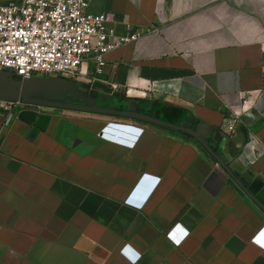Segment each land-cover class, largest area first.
I'll use <instances>...</instances> for the list:
<instances>
[{
  "label": "crops",
  "instance_id": "0c3cea01",
  "mask_svg": "<svg viewBox=\"0 0 264 264\" xmlns=\"http://www.w3.org/2000/svg\"><path fill=\"white\" fill-rule=\"evenodd\" d=\"M88 10L156 31L110 51L99 75L4 70L21 86L7 126L0 107V264H264V0ZM84 89L189 132L89 111ZM108 123L137 140L101 137Z\"/></svg>",
  "mask_w": 264,
  "mask_h": 264
},
{
  "label": "built area",
  "instance_id": "2783aa9c",
  "mask_svg": "<svg viewBox=\"0 0 264 264\" xmlns=\"http://www.w3.org/2000/svg\"><path fill=\"white\" fill-rule=\"evenodd\" d=\"M90 0H10L0 2V70L20 79L35 74L72 79L99 75L105 56L112 50L138 40L156 28L126 25L118 32L108 13H92ZM20 101L0 100L7 111L4 125L13 119ZM226 131L233 132L240 111L226 106ZM108 123L101 137L124 145L133 144L138 134Z\"/></svg>",
  "mask_w": 264,
  "mask_h": 264
},
{
  "label": "water",
  "instance_id": "95a60500",
  "mask_svg": "<svg viewBox=\"0 0 264 264\" xmlns=\"http://www.w3.org/2000/svg\"><path fill=\"white\" fill-rule=\"evenodd\" d=\"M8 75H9L8 72H6L4 70H0V100L18 101L19 100V89L21 86V81L12 80V78H10ZM29 79L30 78L22 79V80L28 81ZM77 83L83 84V82H81V81H77ZM83 92L87 95L86 109L89 111H97V112H102V113L123 115V116L136 118V119L147 121V122L156 123V124L161 125V126H166L169 128L179 129L182 131L189 132V130L184 128V127H180V126H177L174 124L166 123L164 121L156 120L154 118L149 117L148 115H145L144 113H139V112H135V111H115L111 107L104 106L105 103L98 104V101L102 100V99H101V97L98 96L97 93H88V91H86V89H84ZM103 98H105V97H103ZM103 101H105V100L103 99ZM193 136L196 137L208 149V151L210 153H214L215 148L209 144V142L205 138L206 136L204 134L196 133V134H193ZM216 159L219 162H221V164L228 171V173H230L232 175V171L227 167V165L224 164L220 158L216 157ZM259 205L264 209V205H262L261 203H259Z\"/></svg>",
  "mask_w": 264,
  "mask_h": 264
},
{
  "label": "flooded vegetation",
  "instance_id": "af4514ba",
  "mask_svg": "<svg viewBox=\"0 0 264 264\" xmlns=\"http://www.w3.org/2000/svg\"><path fill=\"white\" fill-rule=\"evenodd\" d=\"M99 103V102H98Z\"/></svg>",
  "mask_w": 264,
  "mask_h": 264
}]
</instances>
